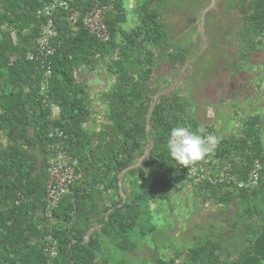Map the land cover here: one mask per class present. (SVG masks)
Masks as SVG:
<instances>
[{
	"label": "trees",
	"instance_id": "16d2710c",
	"mask_svg": "<svg viewBox=\"0 0 264 264\" xmlns=\"http://www.w3.org/2000/svg\"><path fill=\"white\" fill-rule=\"evenodd\" d=\"M175 1L137 0L130 8L137 21L128 28L126 0H74L80 14L75 28L68 25L66 11L58 14L57 53L47 98L41 92L45 75L40 60L28 59L40 39L42 21L37 13L43 3L0 1V264H104L101 249L109 238L119 250L132 252L131 235L149 201L170 200L180 183L187 181L185 171L167 152V138L172 127L184 126L187 120L192 130L201 124L181 92L154 100L159 85L168 81L166 76L175 67L185 66L189 56L171 38L163 20L169 3ZM103 6L111 9L106 17L111 35L107 42L83 25L88 11ZM233 9L240 11V36L248 37L252 45L261 44L264 0H237ZM96 61L107 63L116 83L105 94V128L93 135L88 126L92 93L85 78L78 81L76 73L83 76L82 70L92 69ZM54 106L57 114L52 112ZM262 129L259 116L250 118L242 135L221 141L214 159L235 163L233 173L248 180L255 161L264 167ZM61 142L78 160L83 178L70 187L53 213L56 223L50 224L45 215L48 160ZM149 143L147 159L134 168ZM125 184L130 186L129 193ZM199 185L213 190L216 198L221 188L230 189L221 202L237 199L242 204L239 217L248 222H244L248 245L234 258H224L222 243L207 240L187 250L172 249L170 256L153 264H264V180L240 192H235L233 184ZM120 189L126 192L125 199ZM109 192L117 200L97 214L95 198ZM95 224L101 227L88 235ZM50 239L58 245L54 257L44 250Z\"/></svg>",
	"mask_w": 264,
	"mask_h": 264
},
{
	"label": "rangeland",
	"instance_id": "374dc122",
	"mask_svg": "<svg viewBox=\"0 0 264 264\" xmlns=\"http://www.w3.org/2000/svg\"><path fill=\"white\" fill-rule=\"evenodd\" d=\"M136 1L125 2L129 6L126 10L128 28L137 21L135 12L130 10ZM236 1L193 0L188 3L187 0H176L174 5L169 3V11L163 20L171 38L186 49L189 56L185 66L175 67L166 76L168 81L159 85L154 100L181 92L190 113L200 122V128L217 139L208 155L195 162L196 166L208 175H216L217 167L221 166L241 184L252 186L248 180L242 181L233 173L235 163L214 159L221 141L242 135L250 118L260 117L264 144V39L261 44L252 45L248 37L240 36L243 23L240 11L233 9ZM81 73L83 76L76 73L77 80L85 78L84 83L92 93V118L95 116L97 124L92 120L88 126L94 135L104 127L105 98L116 80L104 61H96L92 69H83ZM151 147L152 143L147 144L144 155L136 160L134 168L142 167ZM213 162H217L215 169ZM257 163L264 169L259 160L255 161L249 177L251 173L253 176ZM122 177L123 174L120 180ZM203 181L197 180V186L189 181L180 183L170 200L151 199L131 235L134 251H121L114 239H106L101 249L106 259L104 264H153L170 256L172 249L187 250L207 240L222 243L224 258L238 255L248 245L247 236H244V226L248 222L239 217L242 204L237 199L230 204L221 202L230 189L221 188L216 198L213 190L201 188L200 182L202 185L207 183ZM125 191L130 192L129 184H125ZM126 192L119 191L123 199ZM98 228L96 226L95 230Z\"/></svg>",
	"mask_w": 264,
	"mask_h": 264
},
{
	"label": "built area",
	"instance_id": "2783aa9c",
	"mask_svg": "<svg viewBox=\"0 0 264 264\" xmlns=\"http://www.w3.org/2000/svg\"><path fill=\"white\" fill-rule=\"evenodd\" d=\"M40 1L43 3L42 9L37 13V18L42 21L40 39L36 50L28 55V59L30 61L40 60V65L45 75V82L42 83L41 92L45 96L48 92V81L52 78V59L57 53L55 40L58 37V14L61 11H66L68 25L72 28L76 27L80 14L73 7L74 0ZM109 10L111 9L107 6L97 7L88 11L83 18L84 27L102 42H107L111 38L106 24V17ZM44 103H47V100H44ZM52 112L57 114L59 110L54 106ZM187 124L189 122L186 121L184 126L188 127ZM57 134L64 136L62 132H57ZM78 167V160L69 153L64 142L59 143L57 150L51 154L48 160V180L46 185L47 210L45 213L48 223H56L53 214L54 211L58 210L62 200L69 194L70 187L82 180L83 174L78 171ZM180 170L185 171L187 181L191 184H196L197 180L207 181L213 186L217 184H233L237 188V192L245 189H254L260 181L264 180V169L259 163L256 164L253 176L251 173L248 179V183L252 186L241 184L235 176L225 172V169H222L221 166L217 167L216 175H208L205 170L199 169L196 163L189 165L187 168L180 166ZM57 249V243L50 239L44 250L48 256L54 257L57 254Z\"/></svg>",
	"mask_w": 264,
	"mask_h": 264
},
{
	"label": "clouds",
	"instance_id": "9594fccd",
	"mask_svg": "<svg viewBox=\"0 0 264 264\" xmlns=\"http://www.w3.org/2000/svg\"><path fill=\"white\" fill-rule=\"evenodd\" d=\"M204 129L192 130L190 127L174 126L171 128L166 149L172 160L179 166L188 167L204 159L217 142L212 134L204 135Z\"/></svg>",
	"mask_w": 264,
	"mask_h": 264
},
{
	"label": "crops",
	"instance_id": "0c3cea01",
	"mask_svg": "<svg viewBox=\"0 0 264 264\" xmlns=\"http://www.w3.org/2000/svg\"><path fill=\"white\" fill-rule=\"evenodd\" d=\"M91 99H92V96H91ZM91 112H92V106H91ZM95 115H98L97 113H95ZM92 120H94V122H95V124H97V122H96V118H95V116L92 118V115H91V121ZM92 122H90V124H91ZM100 122H98V124H99ZM104 126H105V124H104ZM103 128V127H102ZM101 128V129H102ZM100 129V130H101ZM99 130V131H100ZM98 132V131H97ZM96 199V201H97V203H98V212H97V214H99L100 212H103L104 211V208L106 207V205H108L109 203H110V201H113V200H117V195L116 194H114V192H109V193H107L106 195H97V198H95ZM96 226H99V228L101 227L100 225H94L93 226V228H94V230H95V227Z\"/></svg>",
	"mask_w": 264,
	"mask_h": 264
},
{
	"label": "water",
	"instance_id": "95a60500",
	"mask_svg": "<svg viewBox=\"0 0 264 264\" xmlns=\"http://www.w3.org/2000/svg\"><path fill=\"white\" fill-rule=\"evenodd\" d=\"M93 230H94V228L92 227V228L89 230V232H88V235H89V234H90V232H91V231H93Z\"/></svg>",
	"mask_w": 264,
	"mask_h": 264
}]
</instances>
